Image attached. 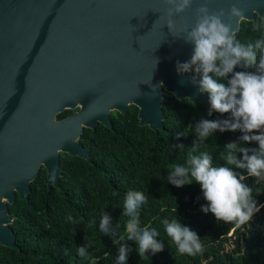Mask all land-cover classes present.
<instances>
[{
    "label": "water",
    "instance_id": "obj_1",
    "mask_svg": "<svg viewBox=\"0 0 264 264\" xmlns=\"http://www.w3.org/2000/svg\"><path fill=\"white\" fill-rule=\"evenodd\" d=\"M236 2L193 0L170 31L166 0H0V246L16 249L6 205L28 198L40 168L45 186L56 187L59 153L89 160L77 142L83 128H110L109 113L133 105L139 126L162 130L163 91L206 102L176 71L194 47L185 30L202 4L227 12ZM239 6L244 21L256 16L264 25V0Z\"/></svg>",
    "mask_w": 264,
    "mask_h": 264
},
{
    "label": "trees",
    "instance_id": "obj_2",
    "mask_svg": "<svg viewBox=\"0 0 264 264\" xmlns=\"http://www.w3.org/2000/svg\"><path fill=\"white\" fill-rule=\"evenodd\" d=\"M253 23H260L259 18L239 23V42L247 44L264 35V25L260 23L261 29L253 31ZM185 75L192 80L194 73ZM204 94L205 103H191L163 91L162 130L139 126L133 105L127 107L124 115L110 112V128L100 124L94 130L83 128L77 142L88 149L89 160L59 153L56 187L45 186V171L40 168L29 183L28 198L15 197L6 205L8 214L13 216L8 228L14 234L16 249L0 246V264H117L119 245L113 240L121 236V243L131 249L127 264H264V178L247 177L244 173V183L252 188L260 210L239 226L217 221L211 212L201 210L207 202L198 183L193 181L178 188L167 181L169 166L186 162L188 148L196 140L195 123L201 118H227L228 114L208 116L210 105L207 93ZM77 109L63 110L55 118L61 120ZM178 132L185 136L177 140ZM240 135L239 131H217L200 143L198 151L212 155L214 166H224L219 158L223 146ZM176 143L184 144L185 149L174 148ZM243 146L258 147L255 142ZM129 190L146 196V203L139 210L140 226L155 228L159 233L157 240L164 244L162 252H148L143 259L136 251L137 245L126 238L127 217L122 216V206ZM105 212L111 217L110 227L115 235H106L99 229ZM69 215L75 223L68 221ZM176 218L200 236L202 253H178L162 223L164 219ZM80 246L86 247L87 258L78 255Z\"/></svg>",
    "mask_w": 264,
    "mask_h": 264
},
{
    "label": "clouds",
    "instance_id": "obj_3",
    "mask_svg": "<svg viewBox=\"0 0 264 264\" xmlns=\"http://www.w3.org/2000/svg\"><path fill=\"white\" fill-rule=\"evenodd\" d=\"M166 24L172 31L173 17L187 12L193 0H166ZM247 9L233 3L227 12L210 10L204 3L196 9V22L185 30L184 40L192 44L190 60L176 62L178 74L194 73L192 83L198 85L200 93H207L208 116L218 113L223 119L201 118L194 125L196 140L188 148L184 164L169 166L167 181L176 187L194 182L200 185L204 213L211 212L217 221L248 223L260 208L252 194V188L244 183L247 177L264 178V35L247 44L237 39V26L246 18ZM260 23H253L252 30L259 31ZM240 69V70H237ZM251 69V70H250ZM193 129V125L188 126ZM242 133L237 140L223 146L220 159L224 166H214L213 157L207 151L199 152V145L215 132ZM185 136L178 132L176 139ZM255 142L258 147L244 144ZM174 148L183 151L185 145L176 143ZM236 170H243L238 172ZM146 203V196L140 191L129 190L123 200L122 216L127 217V241L137 245L141 259L148 252L153 255L164 250V244L157 240L155 228L140 226V208ZM68 221L75 223L71 215ZM165 232L176 245L179 254L195 256L202 253L204 246L200 236L178 219L162 221ZM111 217L106 212L102 216L99 229L106 235H115L111 227ZM124 237L113 240L119 245L117 264H127L131 249L121 243ZM78 255L87 258L85 246L78 248Z\"/></svg>",
    "mask_w": 264,
    "mask_h": 264
}]
</instances>
